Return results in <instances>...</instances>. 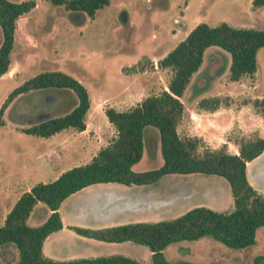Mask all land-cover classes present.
Masks as SVG:
<instances>
[{"label":"rangeland","instance_id":"rangeland-1","mask_svg":"<svg viewBox=\"0 0 264 264\" xmlns=\"http://www.w3.org/2000/svg\"><path fill=\"white\" fill-rule=\"evenodd\" d=\"M34 2V7L15 21L8 65L12 78L7 75L0 77V104L14 87L40 72L58 70L78 80L87 90L89 102L97 110L95 114H85L87 132L83 139L79 136L83 144L78 142L74 145H83L82 153L76 154L70 149V160L65 166L88 162L99 143L105 139L109 142L114 137L115 132L109 128L103 110L113 104L115 98L122 97L117 107L124 110L137 100L166 88L171 73L169 69L157 66L158 57L182 40L190 27L200 22L209 26L225 22L236 28L264 30V5L254 8L250 0H109L107 5L94 12L92 18L80 11L66 10L63 4L55 5L48 0ZM211 54L216 55L212 60ZM255 62L253 75L244 76L239 82L241 94L236 102L247 104L260 112L252 106V101L264 95V47L256 51ZM229 63L230 55L227 52L216 46L206 48L201 64L192 73L181 94L184 105L191 109L195 98L213 95L224 84H228ZM234 87L230 85L226 90L233 93L237 91ZM218 98L220 105L229 103L228 96ZM67 104L65 97L53 91H38L36 95L24 99L16 96L11 100L3 109L4 124L0 126L2 168L12 169L26 157L33 156L34 151L46 150L47 137L24 134L20 130L40 114L38 118L42 114L56 116L63 113ZM71 105L69 103L65 110ZM261 129V133H264V127ZM77 132L72 128L62 130L50 140H57L65 134L76 136ZM178 133L181 137L185 136L181 128ZM255 136V133L246 136L232 131L227 137L238 141ZM205 146L209 147L202 141V147ZM227 151L232 153L233 146L227 147ZM161 164L158 132L154 127L146 126L143 129L142 154L132 169L143 172L158 168ZM52 177L53 174L46 173L31 180L48 182ZM102 185L95 184L93 187ZM109 185L123 187L116 183ZM139 188L151 193L155 200L164 201V204L147 211L126 212L133 215L128 216V219H171L197 202L196 197H200V200L203 198L204 204L216 211H230L233 207L228 182L213 174L170 173ZM180 192L187 196L190 194L189 199L179 202ZM38 207L44 206L39 203L35 210ZM60 215L63 221L69 220L71 215L67 204L61 205ZM106 217L107 214L102 218ZM27 224L34 226L38 223L32 217L27 220ZM65 234L64 231L54 232L47 241L57 237L59 241L72 243ZM72 246L75 254L86 258L120 254L141 264H151L150 252L141 244L85 239ZM6 247L16 258L14 245L9 243ZM259 254H264V227H258L254 232L253 243L242 249H231L210 236H203L170 244L163 250L167 261L196 263H248ZM2 256L7 260L10 253ZM59 256L67 260L71 255L62 253Z\"/></svg>","mask_w":264,"mask_h":264},{"label":"trees","instance_id":"trees-1","mask_svg":"<svg viewBox=\"0 0 264 264\" xmlns=\"http://www.w3.org/2000/svg\"><path fill=\"white\" fill-rule=\"evenodd\" d=\"M48 1L55 5L63 4L66 10L85 13L89 18L109 2ZM250 4L254 8L260 7L264 5V0H250ZM34 5V0H0V76L8 70L15 21ZM210 46H216L230 55L227 78L238 81L255 72V54L257 49L264 47V30L236 28L225 22L215 26L200 22L193 26L157 61L159 68H167L171 73L165 89L145 96L125 110L106 107L103 113L114 129V137L100 147L88 162L64 170L52 181L37 182L20 194L0 225V264H141L119 254L52 260L43 254L42 243L48 234L62 228L57 209L70 194L102 183L144 186L170 173H203L224 178L229 185L232 209L216 211L200 205L167 220L134 221L100 228H70L76 234L93 240L144 245L150 252L151 264H225L167 261L164 258L163 250L170 244L203 236H210L231 249L246 248L253 243L255 230L264 227V197L248 183L245 168L246 162L264 151V136L240 138L236 141L237 153L234 154L227 151L225 144L217 148L202 147L199 137H181L176 130L183 111L179 98L192 73L201 64L204 50ZM211 56L214 59L216 55ZM38 91L59 93L68 101L67 107L69 103L72 105L59 115L42 114L38 118L40 114L36 120H29L27 126L20 130L22 133L46 138L67 128L84 130V118L89 107L88 92L78 80L58 70L37 73L14 87L0 104V126L4 124L3 109L11 100L16 96L24 99L36 95ZM219 105L218 97L197 101V108L203 110H215ZM252 106L263 112L264 95L253 99ZM146 126L154 127L158 132L162 164L155 169L137 172L132 166L141 157L143 129ZM37 203L44 207L34 210L32 217L38 224L30 226L26 220ZM9 243L16 249V258L6 247ZM8 253L10 257L6 260L2 255ZM241 264H264V254Z\"/></svg>","mask_w":264,"mask_h":264},{"label":"crops","instance_id":"crops-1","mask_svg":"<svg viewBox=\"0 0 264 264\" xmlns=\"http://www.w3.org/2000/svg\"><path fill=\"white\" fill-rule=\"evenodd\" d=\"M192 27H190L186 31L184 37ZM161 56L158 58H161ZM210 60H212V56ZM9 72H10L9 70L6 71L0 77L7 75L12 78V75L10 76ZM240 80L229 81V83L224 84V86L221 87L217 93L207 96V97H213V96L220 97L225 95L229 97L228 104L219 105V107L215 110L209 111V110H203L197 108V101L201 99V97L195 98V100L191 104L192 108L189 109V107L187 108L184 105L180 97L179 99L182 102L183 111H182L181 119L176 127L177 133L179 132V128H181L183 135L199 137L210 148H215V147L217 148L222 144H225L226 148L232 145L233 146L232 153L234 154L237 153V144L236 141H234L232 138L229 139L227 137L230 132L236 131L240 135H246V136H249L250 134H254V133L259 137L264 136V133H261L262 131L261 127H264V111L256 112L255 110H253L251 106L249 107L247 104L240 103L239 101L236 102V100H238V96H240L241 94L239 91ZM230 85L231 86L235 85L236 87L234 88H236L237 91H234L232 93L226 90V88ZM207 97H203V98H207ZM121 98H115L114 103L109 104V106L113 107L116 110H123L117 107L118 100ZM256 98H260V96H257ZM139 100H137V102ZM96 110L97 109L95 105H92L90 101L86 113L95 114ZM107 124L110 129L113 128L108 122ZM61 131L46 138L48 140L46 150L34 151L33 156L28 158L26 157L16 167L12 169L8 167L2 168L3 167L1 164L2 159H0V225L3 223L5 215L11 209V207L13 206L17 198L20 196V194H22L25 191H28L32 185L37 183L36 180H31L32 178L36 179V177H39L40 175L50 173L53 174L52 179H50V181H52L64 170L69 169L72 166H75V165H71V166H65V165L70 160L69 159L70 151H71L70 149H72L73 152H75L76 154H79L80 152L82 153V148L84 146L79 145V147H75L74 145L78 142L79 144H83L79 136H81L83 139L84 137L83 135L85 134V132H87V127H85L84 130L77 132L78 135L76 136L65 134V135H61V137L57 140H50V138L57 136ZM74 139L75 141H73ZM107 143L108 142L106 139L105 141L103 140L101 143H99V145H97L96 150L106 145ZM95 153L96 152H94L91 155V157ZM74 156L75 155L73 154V158ZM245 173H246V179L248 183L251 185V187L264 197V151L261 154H259L257 157L246 162ZM102 184L104 185L99 187L96 186L93 187L95 184L84 187L81 190L76 191L73 194H70L61 202L57 211L62 223V228L55 232H63V231L66 232L65 235L70 239L72 243L69 244L67 242L65 243L59 241L57 237H53L51 240L49 239L50 241H47L48 238H50V236H52V233L54 232L48 234L42 243V252L46 257L57 261H67L76 258H86L83 256H79L78 254H75V252H73L72 249L74 248L72 244L73 243L78 244L79 242H82L83 240L90 238H85L83 236L76 234L70 228L71 226L100 228V227L119 225L128 222L138 221L136 219L133 220L127 218L132 214H128V213L125 214L126 212L122 214L118 212L114 213L112 212V210L111 212H107V210L106 212H104L103 209L106 207L107 204H110V202L117 201L119 195H123L126 193H133V192L141 191L143 189H140L139 188L140 186H125L119 184L122 185L123 187H117L116 185H109L115 183H102ZM178 197L180 198L179 202L183 203L186 201L187 198L189 199L190 194L189 196H187L185 194H181L180 192V195H178ZM196 199H198V201L193 204H190L186 210H188L191 207L200 206V205L208 207L204 204L203 198L202 200H200L201 199L200 197H196ZM63 204H67V207L71 215L69 217V220H65V221L61 219V215H60V207ZM37 206H39V203H37L34 206L33 211L29 214L27 220L29 218H32L33 212ZM105 214H107V217L102 218L105 216ZM62 253H67V255H71V256L70 258H67V260H62V258H59L60 257L59 255H61Z\"/></svg>","mask_w":264,"mask_h":264},{"label":"water","instance_id":"water-1","mask_svg":"<svg viewBox=\"0 0 264 264\" xmlns=\"http://www.w3.org/2000/svg\"><path fill=\"white\" fill-rule=\"evenodd\" d=\"M164 204V201H157L152 197L151 193L145 192V190L126 193L123 195H119L117 201L110 202V204L106 205V209L104 208V212H137V211H147L150 210L151 207H158L159 205ZM110 210V211H109Z\"/></svg>","mask_w":264,"mask_h":264}]
</instances>
